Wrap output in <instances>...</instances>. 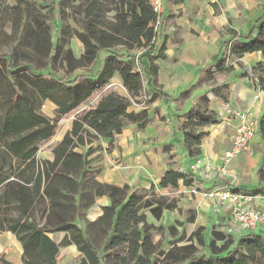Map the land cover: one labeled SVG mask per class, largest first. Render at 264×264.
I'll return each mask as SVG.
<instances>
[{
  "label": "trees",
  "instance_id": "16d2710c",
  "mask_svg": "<svg viewBox=\"0 0 264 264\" xmlns=\"http://www.w3.org/2000/svg\"><path fill=\"white\" fill-rule=\"evenodd\" d=\"M43 9L55 11L59 19L56 43ZM8 17L18 45L31 48L32 54L24 56L25 63H16L20 55L0 54V233L10 232L21 244L22 264H57L59 247L69 245L81 253L80 264H102L101 253L87 235L93 229L104 236L102 247L112 251L114 263L180 264L181 258L173 250L160 251L153 242V226L144 214L148 210L158 220L163 211L178 208L179 198L156 194L153 187L130 192L127 185L120 188L100 183L88 160L95 142L106 143V151L128 125L142 129L149 121L146 110L129 109L140 104L138 98L145 89L147 93L157 91L153 86L158 70L154 61L165 58L164 46L155 44L156 13L150 0H0V18L4 22ZM73 38L80 41L83 53L74 59L66 50L63 59L70 67L89 70L68 79L52 70H36L31 62L52 64ZM224 47L237 58L260 53L251 74L264 90V13L246 33L229 32L220 49ZM220 56L219 50L206 70L207 79L232 69L224 66ZM99 60L100 68L94 69ZM115 77L123 92L105 94L80 113L53 146L52 160L39 159V145L53 137L59 119L85 104ZM225 88L213 90L224 101ZM160 95L168 101L163 92ZM45 101L55 105L54 118L40 114ZM214 116L199 107L185 115L181 130L189 157L200 155L207 135L201 129L214 123ZM260 134L264 142V126ZM257 176L264 183L262 167ZM180 180L190 186L189 175L169 168L158 188L174 192ZM232 191L264 195V185ZM103 196L109 204L102 207V215L81 226L80 216ZM55 233L65 234L58 244L49 237ZM214 236L220 241L225 238L222 232H214ZM239 237L241 248L232 247L226 256L201 255L184 264H264V234L245 232ZM0 264L9 263L0 255Z\"/></svg>",
  "mask_w": 264,
  "mask_h": 264
},
{
  "label": "crops",
  "instance_id": "0c3cea01",
  "mask_svg": "<svg viewBox=\"0 0 264 264\" xmlns=\"http://www.w3.org/2000/svg\"><path fill=\"white\" fill-rule=\"evenodd\" d=\"M263 13L264 0H218L217 4H208L205 0H163L161 24L155 44L156 47L164 46L165 58L154 61L158 66L153 79L157 91L149 92L159 98L150 107H145L149 121L144 128L128 125L121 134L115 136L113 146L104 151L105 167L97 175L99 182L120 188L127 185L130 192L152 187L155 193L161 195L170 196L178 192L177 196H173L179 198L178 207L181 203H188L189 207L192 204L198 220L204 217L210 222L215 216L208 200L201 195L190 194V188L251 190L264 185L257 176L259 169H264V142L260 134L264 126V90L253 81L251 74L261 55L257 52L246 53L239 58L232 55L222 58L223 49H220L221 43L228 39L229 32L246 33ZM219 50L220 60L225 61L224 66L232 69L216 76L217 83H221L216 85L212 79H207L206 70L213 64ZM222 86L226 87V101H223L229 106L228 110L217 104L213 109L207 108L214 113L216 121L201 129L207 135L202 140L200 155L189 157L180 129L184 117L194 106L199 105L203 96L214 99L213 90ZM160 92L169 97L168 101ZM237 111H248L251 114L256 124L255 133L248 150L240 152L224 166L221 157L231 147ZM104 147L107 149V145L104 144ZM37 157L52 160L53 155ZM222 167L225 168L223 171ZM169 168L189 175L190 186H185L180 180L174 192L159 190L160 179ZM108 204L107 197L97 198L88 209L86 219L80 220V225L83 226L84 221L95 222L102 215V207ZM220 224L225 237L240 236H227L225 221ZM260 233L264 234V230ZM58 235L59 241L54 240L57 244L65 234ZM17 244V258L6 260L9 264H22L23 250L18 241ZM60 254L66 255V259L77 256L82 259L75 245L59 247Z\"/></svg>",
  "mask_w": 264,
  "mask_h": 264
},
{
  "label": "rangeland",
  "instance_id": "374dc122",
  "mask_svg": "<svg viewBox=\"0 0 264 264\" xmlns=\"http://www.w3.org/2000/svg\"><path fill=\"white\" fill-rule=\"evenodd\" d=\"M39 2V0H34ZM42 12L47 16V23L50 27L51 39L53 43L58 41L59 31L57 29V22L58 17L55 11H48L47 9H43ZM3 16V15H1ZM10 17L6 18L4 22L0 18V54H11L14 56L20 55V57H16V63H25L28 62L25 60V55L31 56L32 50L29 47L18 45V40L14 37L13 30H12V22ZM66 50L71 51V56L74 59H79L81 54L83 53V47L80 41L76 38H73L67 45H65L60 51V54L57 58L52 62V64H45L43 62H31L33 66L36 68L37 71H41L42 73H46L49 70H52L56 75L60 76L63 79L71 78L75 74H79L89 70L88 68L83 67H70L68 62L63 59L64 52ZM139 54V51L136 52ZM229 48L224 47L222 58L225 56H229ZM103 57L104 54H101ZM101 57V58H102ZM24 58V59H23ZM226 60V59H225ZM35 61V60H34ZM101 60H99L94 69L100 68ZM225 65V61H223ZM134 70H137L136 65L133 63ZM219 74L213 75L211 78L214 84H221L217 83L216 76ZM222 75V74H220ZM111 82L106 85L101 91L94 92L91 97L87 100V102L75 110L71 111L69 114L61 117L56 125V131L52 138L47 141L42 142L39 145V149L37 152V156L43 158L47 157L51 154V150L53 146L61 140L63 135L70 130L72 121L80 115L83 111H87L88 108L94 106L98 100L108 93H121L123 89L120 88V81L117 78H113L110 80ZM142 82L145 83V78L142 76ZM205 97V96H203ZM159 97L155 94L147 93V90L143 92V95L138 98L140 104L135 103L133 106L130 107L135 111L144 110L145 107H150L151 104L155 103ZM206 101H200L199 105L193 107L203 108V109H213L214 105L221 107L224 106V109L228 110L229 106H226V102L220 100L219 97L215 96L214 99H208ZM211 98V96H210ZM222 101V102H221ZM226 106V107H225ZM55 106L54 104L43 102L39 112L40 114L48 117L54 118L55 117ZM192 109V110H193ZM209 109V110H210ZM208 110V109H207ZM208 110V111H209ZM229 113H233L228 111ZM147 113V112H146ZM234 114V113H233ZM233 116V115H232ZM216 121V116L213 118ZM160 120V118H159ZM157 121V120H156ZM180 129L182 127L180 126ZM115 138V137H114ZM104 144L100 141H97L93 144V148L95 151L88 157L89 160V168L92 172H100V169L105 167V161L103 162V156L105 154ZM170 159L172 157L169 156ZM97 175L95 180H97ZM99 182V181H98ZM101 183V182H100ZM156 194H161L156 192ZM165 194V193H164ZM178 192H174L170 194L171 197L177 196ZM149 197V196H148ZM193 206V207H192ZM88 209L84 212L80 219H86ZM144 213L146 214V222L153 226L151 232L153 233V242L158 244L159 250L163 252H167L169 250H173L174 254L181 258V263H188L191 258L198 257L201 255L205 256H226V253L231 250L232 247H237V249L241 248L242 242H240V237L231 238L225 237L224 240L220 241L214 239V232H222L223 228L221 227L222 222L226 221V215L222 214L220 218H215L210 222L206 220L204 217L201 221L198 220L196 216V211L194 210V205L187 204H180L178 209L175 211H165L162 213L160 219L155 220L153 216L150 214L148 210H145ZM192 218V219H190ZM57 234V235H56ZM59 233L51 234L50 237L55 241H59L60 235ZM88 237L93 244V247L99 252H101V263L102 264H119L114 263L115 259L113 258V254L107 249L102 247V243L104 241V236L98 233V230L93 229V231H89L87 233ZM107 237V234L105 238ZM214 240V241H213ZM211 241H213L214 246L209 247ZM17 241L16 239L8 232H4L0 234V255L4 260H14L17 258ZM80 256L75 258L68 257L66 259V255H58V264H80Z\"/></svg>",
  "mask_w": 264,
  "mask_h": 264
},
{
  "label": "built area",
  "instance_id": "2783aa9c",
  "mask_svg": "<svg viewBox=\"0 0 264 264\" xmlns=\"http://www.w3.org/2000/svg\"><path fill=\"white\" fill-rule=\"evenodd\" d=\"M208 4H217L218 0H205ZM153 11L156 13L154 30L158 35V27L161 24L163 0H150ZM122 89V86L120 85ZM236 125L231 137V147L222 154L221 160L224 166L240 152L248 150L256 124L248 111H237ZM225 168L222 167L221 171ZM192 195H201L208 200L210 210L216 217L226 215L225 234L237 236L245 232H260L264 230V195H253L243 192H234L228 188L189 189Z\"/></svg>",
  "mask_w": 264,
  "mask_h": 264
},
{
  "label": "water",
  "instance_id": "95a60500",
  "mask_svg": "<svg viewBox=\"0 0 264 264\" xmlns=\"http://www.w3.org/2000/svg\"><path fill=\"white\" fill-rule=\"evenodd\" d=\"M57 235V234H56ZM54 240V239H53Z\"/></svg>",
  "mask_w": 264,
  "mask_h": 264
}]
</instances>
